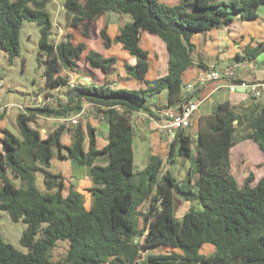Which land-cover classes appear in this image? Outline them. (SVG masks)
Returning <instances> with one entry per match:
<instances>
[{
  "label": "trees",
  "instance_id": "obj_1",
  "mask_svg": "<svg viewBox=\"0 0 264 264\" xmlns=\"http://www.w3.org/2000/svg\"><path fill=\"white\" fill-rule=\"evenodd\" d=\"M48 2L0 0V47L12 60L19 54L23 22H36L39 51L46 58L48 97L68 85L70 72L84 73L81 61L87 63L85 69L100 72L104 81H95L87 71L83 77L88 82L68 85L65 101L58 96L28 113L20 112L16 121L21 136L3 130L0 210L14 222L27 224L20 241L28 253L0 239V264H53L49 252L59 240L70 242L66 264H264V176L254 184L255 174L250 173L240 184L231 159L232 148L246 139L264 152V101L252 107L246 125L225 101L199 118V136L177 132L169 160L176 162L178 156L190 160L185 180H179L155 155L136 172L133 146L135 114L156 115L148 97L166 90L167 106L179 110L189 101L191 96L183 92V73L195 64L193 36L231 26L237 17L256 20L264 0H180L176 4L65 0L67 29L87 41H79L72 31L58 42L50 38L53 20ZM111 11L130 17L114 38L106 19ZM143 31L161 38L168 52V72L154 80L146 78L150 61L149 52L141 46ZM113 44H121L134 57V64L125 63V71L127 77L145 84L141 94L113 86L110 75L116 72L118 60L105 54ZM263 53L264 41L244 46L236 59L254 61ZM87 103L94 105L96 118L109 126L108 143L102 148L97 128L84 118L46 134L29 124L40 116H74ZM66 132L71 133L70 145L62 139ZM55 155L87 167L92 182L85 189L93 199L90 207L83 190L67 182L62 172L50 170ZM38 171L43 174L42 189L36 182ZM178 196L192 203L181 219L175 214ZM39 232L42 237L36 240ZM137 237H143L142 241L136 242ZM205 245L214 251L205 253ZM159 247L171 250L149 251Z\"/></svg>",
  "mask_w": 264,
  "mask_h": 264
},
{
  "label": "crops",
  "instance_id": "obj_2",
  "mask_svg": "<svg viewBox=\"0 0 264 264\" xmlns=\"http://www.w3.org/2000/svg\"><path fill=\"white\" fill-rule=\"evenodd\" d=\"M161 1L167 4H176L180 0H161ZM54 2H56L57 5L59 4L58 0H54ZM59 7L63 9L64 5L61 4V6ZM113 21L114 20L108 22L109 23L108 33L112 38H114L119 33L120 27L125 24V23L122 24L119 21V24L112 29ZM67 30H68L67 32L73 31L79 41H87L76 31L72 29H67ZM145 32L146 31H143L141 34V46L143 47V49L149 52V61H150V69L147 73L146 78L148 80H154L156 78H159L167 74L168 60L164 61L160 59V56L156 53L157 43L152 41L149 38V36H147V34L144 35ZM59 35H63L62 29H60ZM79 37H82L83 39L81 40ZM262 41H264V6L259 7L258 18L256 20L247 21L241 19L240 17H237L235 22L231 26L215 28L211 31L201 34H196L193 36L192 38V43L194 45L193 58L195 64L190 68H188L183 73V84H184L183 92L186 96H191L189 101H192L194 100V98H196V100H201L202 103L200 104L199 110L196 112L191 127L185 130V132L190 133L194 137H197L199 118L203 115L210 114L218 104L225 101H229L235 107L243 125H246V123L248 122L247 117L252 113V107L255 106L259 100L264 101V89L262 91L261 97H256L250 88H238L236 91H231L228 87L229 84L228 80L224 78L220 80H213L205 84H200V86H198L197 88V91L190 90L188 86L189 84H193L195 81H197L201 73L210 72L212 70L222 72L224 69L231 67L233 65H238V68L236 70L238 81L264 82V53L254 60V62L256 63L255 68H250L247 63L248 61H242L236 59L237 54H242L244 46L248 44H250L251 46H256L259 42ZM148 42L151 43V47L148 46ZM121 46H119L118 44H113L111 48L108 49L110 50L113 48V52L111 54H113L112 56L116 57L118 60L116 72L118 73L117 76L120 78L115 79L116 76L112 78L110 77L113 86L114 87L128 86L129 88H133L135 86H138L139 83L145 86L144 83L134 78L127 77L125 71V63L134 64L135 59ZM108 50L106 51V56L108 55L109 52ZM121 79H123V81H121ZM125 80L128 82H125ZM58 91L59 89L53 90V93H57ZM54 97H55L54 94L51 95V99L55 100ZM167 103H168V93L166 90L162 91L161 93L155 96H152L151 99L149 100V106L156 111V114L158 109L164 107H170L167 106ZM177 107L178 106H171V108H175L176 110H179ZM88 111L95 113L94 115H92V117L89 116L87 120H91V123L98 130V123L100 122H98L99 119L96 118L95 110L89 108ZM39 118H43L48 121H51L52 124L49 126H44L43 128L40 129L43 134H46L47 131H50L55 128L56 123L53 117L40 116ZM94 122L96 123L94 124ZM135 123L140 128L139 130L140 139L147 142L150 140V144L156 146L159 149V152L162 153V156L166 158V168L172 171V164L174 168L177 163L174 162V160H169L170 151H167V147L169 145L171 146L173 140L171 141L166 134H162L156 130L153 117L146 112L143 111L137 112L135 114ZM104 126H105V130L101 131V134L104 135L103 138L99 139V135L97 131L99 148L104 147L108 143L109 126L108 124H105ZM67 133H68V139H70V141L72 142L71 133L70 132ZM236 152L237 154H240V157L242 159L246 155L248 154L250 155V153L252 152H256L257 157L264 159V152L260 149L259 145L255 141L251 139L242 140L237 145H235L231 150L233 173H234L233 154ZM134 153H135V147H134ZM140 154H142L143 160H146V162L149 161V152L148 154L146 153L144 155V152H142L141 150ZM242 159H241V163L243 162ZM135 162H136V155H135ZM77 165L79 164L78 163L74 164L76 170L74 175L69 174V171H65V173L63 172L62 173L63 175L65 174L64 175L65 178H67L68 176L69 181L67 182L74 183L79 190L84 191L86 188L92 186V182L89 178L87 167L84 165H79V166ZM141 166L142 165H140V167ZM81 172L85 173V177L83 179L81 178ZM84 194L85 196L90 195L89 192L87 191Z\"/></svg>",
  "mask_w": 264,
  "mask_h": 264
},
{
  "label": "rangeland",
  "instance_id": "obj_3",
  "mask_svg": "<svg viewBox=\"0 0 264 264\" xmlns=\"http://www.w3.org/2000/svg\"><path fill=\"white\" fill-rule=\"evenodd\" d=\"M59 4L57 5L54 0H49L48 2V11L51 13V17L53 20V28L51 29V41L58 42L60 41L65 34L67 33V27L65 24V12L64 10L59 7L61 4L64 5L65 0H58ZM219 1H228V0H216ZM106 19L108 22L113 21L112 29L119 24V21L124 24L128 21H130L129 15L118 13V12H109L106 15ZM117 19V20H115ZM60 29H62L63 35H59ZM147 34L149 38L157 43V49L156 53L160 56L161 60H168V53L165 46V43L157 36L152 35L148 32H145L144 35ZM81 40L82 37H79ZM39 43H40V27L39 24L36 22L31 21H24L23 26L21 28L20 32V47H19V54L15 56L12 60H10L9 55L7 52H5L0 47V83H3V86L0 87V97L3 99L4 103H10V104H22V103H31L32 100L35 98H43L46 99L48 97L49 89L47 87L46 83V77H45V68H46V58L44 54H41L39 51ZM121 46L120 44H118ZM148 46L151 47V43L148 42ZM122 47V46H121ZM107 56H112L111 54L113 52V48L108 50ZM155 53V52H154ZM106 54V53H105ZM83 64V65H82ZM80 66L84 73H80L81 76H84V74L87 75V71L90 72L91 77L95 79L97 82H103L104 79L102 78V75L100 72L97 71V73H94V71H89L88 69H85L87 66V63L84 61L80 62ZM84 66V67H83ZM96 72V71H95ZM118 73L115 72L110 75V77H115V79H119L120 77L117 76ZM118 77V78H117ZM131 80V79H130ZM123 81V79H121ZM125 82H128L125 80ZM124 84V83H123ZM145 86L141 83H139L138 86H135L133 88H129L128 86H124V88L127 89H133L139 92L141 94V89ZM68 91V85H63L59 88V91L57 93H54L55 98L58 96L62 97V99L66 100V93ZM152 96L148 97L149 100ZM196 100V98H194ZM21 111L14 107L10 112L4 113L3 118H0V139H3V130L8 129L10 132L17 136H21L20 130L17 125V115ZM83 117L84 119L82 121H86L89 116L92 117L95 113L89 112ZM91 121V120H90ZM99 120L98 122H100ZM96 122H94L95 124ZM31 127L33 128H43L44 126L52 125L51 121H48L43 118H39L37 122H30L29 123ZM105 124L106 122H100L98 123V135L99 139L103 138V134H101L102 130H105ZM140 128L135 123V142L133 146L135 147V155H136V162H135V171H139L144 169L148 163L146 160L142 159V152H144V155L149 152V158L151 155L159 156L161 157L164 162H166V158L162 156V153L159 152V149L150 144V140L144 141L140 139ZM63 142L66 145H70L71 141L68 139V133L66 132L63 135ZM1 143V141H0ZM140 147V149H139ZM166 149V148H165ZM171 146L169 145L167 147V151H170ZM257 150V148H256ZM176 151L178 152V146L176 147ZM66 152V150H65ZM196 147L195 144H193V153L195 154ZM241 157L240 154L234 153L233 154V165H234V174L236 178L238 179V182L240 184L243 183L244 179L250 174H255V181L254 184H256L263 176H264V159H261L256 156V152L250 153V155H246L242 160L241 163ZM140 160V161H139ZM144 161V162H143ZM75 162V163H74ZM172 162V161H171ZM176 168H173L172 164V172L177 176L179 180H185L187 178L188 170L187 167L190 164V160L188 158H184L181 156L176 157ZM74 164H77V162L73 159H60L57 155H55L52 159V165L50 167V170L54 173H59L65 171H69V174L74 175L76 172ZM140 165H142L140 167ZM79 166V165H77ZM171 167V166H170ZM78 168V167H77ZM80 168V167H79ZM65 175V174H64ZM85 177V173L81 172V178L83 179ZM66 181H69L68 176L66 178ZM17 185H20V181H15ZM36 182L38 186L42 189L44 188L43 184V174L38 171L36 173ZM85 188V187H82ZM84 192V191H83ZM86 193V191L84 192ZM86 206L90 207L93 204V199L91 195H86ZM176 217L178 219H181L183 214L189 209V207L192 205L191 202H187L181 197L176 198ZM194 205L198 206L197 203ZM45 226V224L42 225V228ZM27 228V224L23 221L14 222L9 214L5 211L0 210V239L4 242L12 244L16 249L23 253H28V248L24 247L21 244V237L23 235V232ZM42 237L41 232H39L36 236V240H39ZM70 246V242L67 240H59L57 242V246L49 252L50 260L53 262V264H66L64 262L67 250ZM170 251L171 249L169 247H159L157 249H150V252H159V251ZM203 251L207 254L213 252V248L210 247V245H205L203 248ZM145 254V252H143Z\"/></svg>",
  "mask_w": 264,
  "mask_h": 264
},
{
  "label": "built area",
  "instance_id": "obj_4",
  "mask_svg": "<svg viewBox=\"0 0 264 264\" xmlns=\"http://www.w3.org/2000/svg\"><path fill=\"white\" fill-rule=\"evenodd\" d=\"M247 63L250 68L256 67V63L254 61H248ZM237 68L238 65H233L224 69L222 72L212 70L210 72L201 73L198 80L193 84H189L188 88L190 90L197 91V88L200 86V84H205L213 80H220L224 78L228 80V87L231 91H236L238 88H250L256 97H261L262 91L264 89V82H239L236 73ZM69 75L70 78L68 80V85L70 87H76L81 84L84 85L88 82V78H85L78 73L70 72ZM1 86H3L2 82L0 83V87ZM50 100L51 97H47L46 99L39 97L32 100L31 103L10 104L4 103L3 99L0 97V115L2 113L10 112L14 107H17L23 113H28L30 111L29 109L44 106L47 102H50ZM201 103V100L188 101L185 103V105H183L181 110H176L175 108L171 107L160 108L157 110V114L155 116H150H152L154 119L156 130L162 134H166L172 141L175 138L177 132L182 130L185 131L191 127ZM89 108L94 109V105L87 103L82 111L74 116L53 117L56 123L55 128L59 127L60 125L71 126L73 124H78L79 121L87 114ZM142 239L143 237H137L135 241L141 242Z\"/></svg>",
  "mask_w": 264,
  "mask_h": 264
},
{
  "label": "water",
  "instance_id": "obj_5",
  "mask_svg": "<svg viewBox=\"0 0 264 264\" xmlns=\"http://www.w3.org/2000/svg\"><path fill=\"white\" fill-rule=\"evenodd\" d=\"M235 122H237V121H235ZM197 136H199V134Z\"/></svg>",
  "mask_w": 264,
  "mask_h": 264
}]
</instances>
